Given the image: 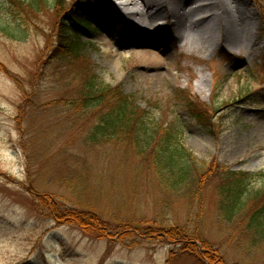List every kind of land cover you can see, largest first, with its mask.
<instances>
[{
    "label": "rangeland",
    "instance_id": "374dc122",
    "mask_svg": "<svg viewBox=\"0 0 264 264\" xmlns=\"http://www.w3.org/2000/svg\"><path fill=\"white\" fill-rule=\"evenodd\" d=\"M47 1L26 5L23 18L0 0V264H197L179 244L145 237L151 227L198 235L225 264H264V241L254 245L248 230L251 197L264 191V0H229L252 17V37L237 29L238 13L231 39L212 44L177 41L170 19L137 27L119 0H64L58 11ZM80 1L104 15L76 29L83 53L68 61L58 55L60 23L72 25ZM146 49L164 65L141 63ZM89 76L129 98L139 112L133 123L148 115L144 153L136 130L124 135L118 119V140L88 143L117 106L114 93L97 107L83 104ZM167 132L198 163L193 188L173 191L171 175L153 164L151 148ZM229 173L247 176L252 195L231 221L224 199L235 201V191L222 208L219 195ZM236 204L242 209L243 199Z\"/></svg>",
    "mask_w": 264,
    "mask_h": 264
},
{
    "label": "trees",
    "instance_id": "16d2710c",
    "mask_svg": "<svg viewBox=\"0 0 264 264\" xmlns=\"http://www.w3.org/2000/svg\"><path fill=\"white\" fill-rule=\"evenodd\" d=\"M14 7V9H10L11 14L18 15L17 13L20 12L18 16L21 15V17H26V5L28 7H37L39 9V5L42 4V0H8ZM45 4H49L47 0H43ZM64 0H54V4L56 7V10L58 9L62 10V2ZM31 3V4H30ZM74 13L78 16H71L68 18L71 20L72 25H67L66 22L60 23V32L62 33L59 36V50L58 55L59 57H62L65 60H77L80 59L81 54L83 53V47L82 43L77 39V33L76 29L78 27H81L82 25H88L89 18L92 16H98L101 17L102 13L97 12L96 10L92 9L89 5H87L84 1H80L78 5L73 8ZM18 11V12H16ZM1 16V6H0V22L2 21ZM7 23V22H6ZM18 27H22L21 25ZM6 29V28H5ZM124 29V28H122ZM57 55V56H58ZM231 58V57H230ZM232 59V58H231ZM100 83L97 82L96 77L89 76L88 80L86 81L83 89V97L85 99V105L97 107L104 103L107 97L111 95V93H114V97L117 100V106L113 107L110 112L107 114H104L100 120L101 124L98 125L95 130H99L101 132L100 137L98 138H90L88 139V143L93 146H103L107 144V142L111 140H118L116 139V136H118V130L116 129V126L112 124L116 119H118V122L122 123L123 129L126 132L124 135H127L129 130L131 129V132L137 131L139 133L136 134L135 131V137H136V146L138 147V152L144 153V150L147 147V144L142 146L141 141H147L143 136L142 133H145L147 130V126L144 124V118L148 115H143L141 118H139L140 122L135 124L133 123L134 118H136L139 112H137L138 108H132L130 106L129 98L128 97H121V93L115 92V88H111L109 86H104L102 89ZM195 110H198V114H196V117L199 119L203 118L201 111L197 108H194ZM114 112H117L116 115H112ZM136 116V117H135ZM124 123H128V126H124ZM134 125V126H133ZM118 126V125H117ZM111 128V130H109ZM125 137V136H124ZM144 138V139H143ZM120 141V139H119ZM145 143V142H144ZM178 143V145H177ZM157 144V143H156ZM155 148L154 146L151 148L153 151L154 159L153 164L156 165L157 169L161 172H166L164 174H170L171 176L168 177V181L171 180L174 181L173 186L174 190H178L181 186H188V184H192L191 187L193 188L196 184H199V180L202 178V173L197 170L198 163L193 160L192 154L188 152V150L180 143V139L175 137L172 132H167L164 138L158 142V145ZM145 148V149H143ZM196 170V171H195ZM196 172V173H195ZM196 174L198 178H194L193 174ZM178 177L179 180L177 179ZM167 178V176H166ZM248 177L243 175H235L234 173H229L226 175V178L224 179V183L221 187V190L219 191V195L222 197L221 201V208H222V202L224 198V194L230 191H235V201L229 202L227 199H224L227 201L225 207L229 208L230 211H233L230 214V217H228L227 220L231 221L235 214H238L240 211H243L247 207V199L252 196L249 195L248 192V184H247ZM244 186V187H243ZM226 192V193H225ZM228 195V194H227ZM243 199V208L240 210H237V204L236 202L239 201V199ZM264 198V191L263 192H256L253 194L251 199L254 200V208L253 214L251 216L250 221L248 222V230L252 232L253 235V243L254 245L261 243L264 241V202H260ZM237 210V211H236ZM221 209V214H222ZM236 211V213H235ZM91 214L92 213H88ZM95 215V214H94ZM93 215V216H94ZM233 216V217H232ZM226 219V218H225ZM152 232L148 233L147 236H150V239H161L163 241H167L171 244H179L180 249L178 252H180L183 255H190L193 256L197 260V264H225L224 260L222 258H219L216 256V253L214 251H211V249H207L199 240L196 238L201 239L198 235H189L184 230L180 228H174V229H162L158 230L154 227L150 228ZM200 247L203 249V251H200ZM175 252V251H173ZM177 253L173 254V256H176ZM216 256V257H215Z\"/></svg>",
    "mask_w": 264,
    "mask_h": 264
},
{
    "label": "bare ground",
    "instance_id": "6f19581e",
    "mask_svg": "<svg viewBox=\"0 0 264 264\" xmlns=\"http://www.w3.org/2000/svg\"><path fill=\"white\" fill-rule=\"evenodd\" d=\"M139 1L143 4V10L138 9ZM139 1L119 0L120 5L124 7V10L121 11L131 19L132 24L137 27L149 28L158 19H170L172 34L177 37V41H185L188 37L194 40V36L208 44L216 43L222 38L230 40L234 34L231 20L238 13L242 17V24L237 29L244 33L247 39L252 37L249 25L252 17L246 15L241 9H237L238 13H235L234 9L229 7V0H202L197 5L187 4L182 0ZM214 20L217 22L213 25ZM161 44L162 37L159 35L153 45L158 47ZM243 49L244 46H236L235 51L239 52ZM154 53L157 54L152 50H143L140 54L141 63L164 65L163 61L156 58Z\"/></svg>",
    "mask_w": 264,
    "mask_h": 264
}]
</instances>
